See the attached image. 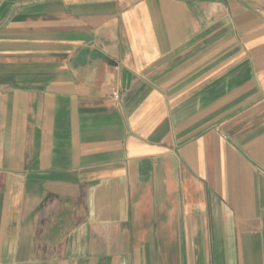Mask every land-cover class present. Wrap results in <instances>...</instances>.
<instances>
[{
	"label": "crops",
	"instance_id": "obj_1",
	"mask_svg": "<svg viewBox=\"0 0 264 264\" xmlns=\"http://www.w3.org/2000/svg\"><path fill=\"white\" fill-rule=\"evenodd\" d=\"M0 264H264V0H0Z\"/></svg>",
	"mask_w": 264,
	"mask_h": 264
},
{
	"label": "water",
	"instance_id": "obj_2",
	"mask_svg": "<svg viewBox=\"0 0 264 264\" xmlns=\"http://www.w3.org/2000/svg\"><path fill=\"white\" fill-rule=\"evenodd\" d=\"M124 77L126 79V81H130V74L126 73V71H124Z\"/></svg>",
	"mask_w": 264,
	"mask_h": 264
}]
</instances>
